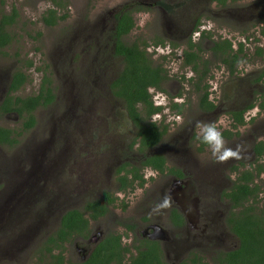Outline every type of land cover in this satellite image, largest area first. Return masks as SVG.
Listing matches in <instances>:
<instances>
[{
	"label": "rangeland",
	"instance_id": "1",
	"mask_svg": "<svg viewBox=\"0 0 264 264\" xmlns=\"http://www.w3.org/2000/svg\"><path fill=\"white\" fill-rule=\"evenodd\" d=\"M3 1V10L9 12L15 7L18 17L11 27L14 40L0 54V101L6 94L10 76L17 70L28 80L13 95L35 94L42 77L47 76L55 99L50 105L34 110L36 124L17 136L19 142L12 147L0 145V264H38L36 248L52 231L54 216L64 203L61 199L71 197L76 186L89 181V176L82 175L81 170H86L88 158L101 155L97 146L105 144L106 135L127 127L122 100L113 98L106 85L124 66L121 57L113 56L108 36L114 13L129 3L143 8L132 12L135 25L123 37L124 42L140 44L145 48L149 65L164 69L157 91L167 101L175 95L186 99L181 106V117L175 123L176 117L172 115L163 121L162 116L155 117L160 129L168 123L157 148L167 145L174 152L169 165L177 162L187 171L186 181L191 191L179 196V206L194 224L195 211L200 213L204 197L200 182L206 177L207 181H215L214 187L208 186L212 198L228 204L223 192L227 193L236 178L249 170L253 173L250 186L256 193L243 209L251 207L253 213L264 218V171H255L258 165L264 167V157L256 159L252 152L255 142H264V105L259 107L253 120L236 127L230 126L228 113L232 105L239 108L246 102H264V81L258 80L264 67V0H225L224 4L218 0H67L64 11L68 17L53 26L41 21V16L52 7L50 0ZM197 19V25L210 29L194 40V29L191 31V40L200 49L197 51L199 75L202 64L207 62V76L202 83L207 80V90L215 87L212 96L217 109L208 113L207 119L197 106L201 91L193 87L196 78L193 82L179 78L184 69L187 76L193 77L189 67L183 64L186 39H180ZM224 38L231 39L235 45L237 40L244 44L242 58L233 74H228L227 67L219 60V51L213 49L214 43ZM28 61L32 62L31 66L27 65ZM237 90H246V93L240 96ZM105 112L111 117L105 118ZM21 124L22 119L16 113L0 114V126L17 130ZM210 128L221 134L223 146L214 151L207 144V148L198 150L200 142L195 138L204 137ZM224 131L237 133L225 135ZM226 149H231L233 155L222 159ZM101 151L108 153L110 159L108 163L99 161V184L109 177L106 170L111 171L126 155L121 146ZM128 157L139 156L128 153ZM90 169H94L92 165ZM146 174L153 173L148 169ZM146 181L149 185L152 180ZM138 188L129 193L125 191L128 203L139 199ZM51 195L53 202L49 210L46 200ZM123 202L125 208L117 200L114 210L122 219L132 218L135 210L130 206L132 211L127 212L128 203ZM116 229L123 231L121 226ZM232 242V246L237 245L236 236ZM212 245L207 244V251L196 252L207 264H214L216 252L222 250ZM64 248L63 257L74 262L87 244L72 239Z\"/></svg>",
	"mask_w": 264,
	"mask_h": 264
},
{
	"label": "flooded vegetation",
	"instance_id": "2",
	"mask_svg": "<svg viewBox=\"0 0 264 264\" xmlns=\"http://www.w3.org/2000/svg\"><path fill=\"white\" fill-rule=\"evenodd\" d=\"M230 1L234 2L233 0ZM50 8H53V6ZM131 8H135V7L131 4V6H129L127 9H131ZM133 11L134 10L131 11V15ZM117 12H115L114 15ZM114 15H113L114 23L112 25V31L109 33L108 36L109 40L112 41L111 45H112L113 53L115 51L114 50L115 38L113 35L114 34L113 31L115 27ZM193 23L194 25L191 28V30L184 36L183 39H180L182 41L186 39L185 49L182 50L183 64L186 65V67H189L190 69L189 71H191L193 77L191 75L187 76V72H185L184 69L181 71V76H179V78L181 79L185 78L187 82H193V79L196 78V82L193 83V87L195 90L201 91L197 106L198 109L201 110V113L203 114L202 115L203 118L207 119V114L211 112H215L217 109L214 98L212 96L213 94H215L214 91L215 87L207 90L208 88L207 80L206 83L205 82L202 83L204 77L207 76V62H204L202 64V72L199 75L198 73V67L200 64L199 56L198 59L196 60L197 63V67H195L196 69L194 68L195 65L194 58L190 59L191 62H186V61L187 58H190L189 53L193 52L198 55L197 51L200 50L196 46V42L195 41L192 42L191 40L192 29H194V31L192 32L193 40L195 37H197V39L203 37L207 33L206 31L210 29H206L205 27H203V25L202 27L197 25L198 19L196 21L194 20ZM125 35L126 34L121 36V40L123 42H124L123 37ZM222 40H227L230 43L231 53L229 54V56L223 55V57L227 58V61L225 62L221 61V57L219 60L222 64H224L227 67L228 74H233L235 73L238 64L240 62V59L242 58V51L244 44L240 42V40L239 41L237 40L238 44L236 45L233 42L231 43L230 41L231 39L228 40L224 38ZM189 41H191V43L194 44L193 48L188 47ZM125 44L131 45L133 43L130 44L125 43ZM154 49L158 50L157 47H155ZM240 49L241 52H238ZM234 53H238L239 58L235 61L233 65H231L232 62L230 58ZM113 56L121 57L123 59V57L119 55L113 54ZM18 71L20 70H17L15 72ZM193 72H195L196 74H193ZM12 75L10 76L7 84L6 94L9 92V84L11 82ZM44 77H42L41 79L37 92L30 96H35L39 94ZM116 78H117V74L106 85L107 90L110 89L109 93L111 96L113 95L111 84L112 81H114ZM262 78L264 81V73L260 79L258 76V80H262ZM162 79L158 81L157 87L152 85L147 88V92L149 94V100L152 102V105L154 107L158 108V110L150 114L148 118H145V114L142 112V115L140 117V123L142 125L148 126L150 123L155 124L156 116L157 117L162 116L161 118L162 121L165 120L166 118H169L171 115L172 117L175 116L176 118H173L174 123L178 121L181 117L180 116V113H182L181 106L184 105L186 99L184 100L185 97L182 95H175L171 98L170 101H167L166 97H164L161 94V92L157 91V89H160V83L162 82ZM27 80L28 78L26 76V80L19 87H17L16 90L11 91L9 94L13 95V93L17 91L23 84H25ZM49 83H50L49 86L51 88V91L54 94L53 92L54 90L51 85V82L49 81ZM44 86L46 87L47 84H45ZM263 91L264 88L262 89V92ZM205 93L206 95L208 93L207 100L212 103L211 108H207V103H205L204 105L201 103L202 96ZM244 93H246V90L245 91L237 90V95L242 96L244 95ZM6 94L0 101V104L4 101ZM13 97H18V96L13 95ZM112 97L120 99L114 95ZM54 99H55V95H54ZM53 101L51 103H53ZM51 103H48L47 105H39L36 106V108L41 106L46 107ZM122 103L126 113V117L128 118V120L126 121L127 127H125L123 130L118 129L114 131V133L112 134H107L106 139L104 141L105 144L97 146L100 148L98 152L101 155L98 157L96 155L95 159H90V158L87 159L86 170H81V173L82 175L86 173L89 176L88 177L89 181L87 180L86 182L82 183L80 187L76 186L74 190L71 191V197L68 196L66 198L61 199V201L62 202L64 201V203L62 208L61 206L60 208H58L57 216H54L56 222L53 226V229L48 235H46L39 241L38 243L39 245L37 246L36 249H39V247L42 246L43 242L57 230V228L60 225L62 216L68 211H73V210H76L77 212L81 213L83 218H86L88 220V223L86 224L85 228H82L80 230V232H73L70 236H68V238L63 242V246L65 247L72 239H76L79 240L80 242L86 243L87 248L82 250V253L79 255V257L76 260H74V262H70L64 257L63 259L64 264H87V262L91 258H94V255L95 256L98 255V258L96 259H99L103 253L112 250L111 249L112 247L114 248V250H116V246L113 243V241L115 240L114 237L119 238L118 243L120 246H118V249H120L121 252L123 251L124 248L127 249V251L123 256V261L121 264H131L132 258L137 257L140 252L148 253L150 247H154L157 249L158 256L156 257V259L159 260V262H157L155 260L154 254L151 253V255L148 257L150 258L149 260L152 262V264H179L183 260H190L194 256V254H196V252L204 249L207 251L208 243L213 244L212 246L214 248H222V250H218L216 254L220 251L226 252L235 249L239 244V239L231 229L232 227L231 219L235 218L237 214L239 212H242V210L244 209H243V205L235 206L234 200H232L226 194L229 193L232 189H234L235 184L239 182L238 177L236 178V180L234 181L233 185L228 190V192L227 193L223 192L224 196H226V199L229 202L228 204L222 203L218 198L216 199L212 198L213 193L212 191L209 190L208 186L210 187L211 185H213L214 187L215 181H213L212 179H209V181H207V177H206V179L203 182L199 183V187L201 188V192H200L201 196L204 197L203 200L201 201L200 213L197 214V212L195 211V219H194L195 223L193 224L190 218L186 215V212L183 211L182 208L179 206V196L182 193H189L191 191L186 181V179L188 178L186 176L187 173L186 168L184 165L182 166L180 165V163L177 162L174 163L173 166L169 165L168 161L170 162L171 156L174 152L171 149L167 148V145H165V147L163 148L160 147L157 148V146L160 144L161 139L163 138V135L167 131L168 123L163 122L164 125L161 126V129L159 128L158 125L155 124L158 127V130H162L163 127L165 126L166 127L165 132L161 135L160 139L156 144L151 146H142L141 144L142 138L141 136L138 135L139 127L137 126V124L133 122V119L131 118L130 113L128 112V109L123 101ZM263 105L264 102H261L260 104L246 102L245 104H242V106L239 108H237V106L232 105L230 109L228 108L229 109L228 113L231 117L230 126L236 127L239 125H244V122L253 120L255 114L259 110V107H262ZM178 106L181 107L180 111L177 110ZM138 107L140 111L143 108L141 107V104H139ZM34 110L32 112L33 116H34ZM8 113H15V112H8ZM2 114H7V113H2ZM104 114H105V118L108 116L111 117V114L108 113L106 114V112ZM26 116H27L26 113H23L22 116H19L22 119V122L24 121V118ZM35 124H36V119L34 124L27 130L32 129L35 126ZM20 128L17 130H20ZM236 133H237L236 131L235 133H232L230 131L223 132V134L225 135H235ZM195 139L199 141L201 144V145L200 144L197 145L198 150H201L202 148L204 150V148H207L208 143L204 141L203 136L201 138L197 137ZM181 141L182 139L180 140V142ZM180 142H178V144ZM261 143H263L264 145V142L262 140H259L255 142V144L252 146V152L253 154H255L256 159L258 157L259 159L264 157V153L260 156L259 155L257 156L254 150L255 146L256 145L259 146ZM118 146L124 148V150L126 151V155L124 156L122 161H119L118 164L114 168H112L111 171L106 170V172L110 173L109 177L107 178V180L102 181L99 184V176H100L99 161L103 162L105 160V162L108 163L110 159L107 157L108 153L106 152L103 153L101 149L104 148L107 150L113 147L114 149H117ZM128 153H133V155H138L139 157L129 158ZM154 155H161L162 157H164L163 170H159L155 168L151 163L146 162L147 158L152 157ZM90 165H92L94 169H90ZM148 169L151 171V173H153L152 175L146 174V171ZM134 171L138 172L141 175V180H143V182L140 183L141 180L137 179L134 181V183L131 186H125V187L122 186L119 178L123 177L127 173V177L128 179H130L131 173ZM190 174H194L193 171L190 170ZM110 176L114 178L113 182L111 181ZM146 180H152V181H150L148 185ZM137 187H139L138 194H141L139 196V199L135 202L129 201L128 203V201L126 200L125 191L128 190L129 193V191L134 190ZM73 191L75 193H73ZM134 195L137 196V193H135ZM207 196H209V198H207ZM52 198L53 196L51 195L46 200L49 210L51 209V205H52L51 203L53 202V200H51ZM117 200L121 203L122 208H125V204L123 202V200H125L126 201L125 203H128V209L131 206L130 208L135 210L134 212L131 213V215L133 216L132 218L129 217L128 219H122L119 213L114 210V205L117 204L116 203ZM234 209H237L238 211L234 213L233 212ZM131 211L132 210L129 209L127 212H131ZM234 214L235 216H233ZM94 215L95 217H93ZM165 219L167 221V225L165 223ZM116 226H121L123 228V231H117ZM227 227L230 232L227 231ZM158 229L161 230L162 233H160V235L157 237H153L152 235L156 234L157 232L156 230ZM234 236H236L237 238L236 246H232L233 245L232 241ZM101 246L102 247L106 246L107 249L100 250L98 252ZM64 249L62 250V255H64ZM76 250L79 253L78 247H76ZM58 251L59 250H56L55 254H57ZM98 253H101V255ZM45 255L46 256H43L44 259L49 257L48 253H45ZM50 260L51 259L45 261H50ZM165 260L167 261V263ZM202 261L205 262L204 260ZM50 264H53V262H51ZM108 264H117V262L110 260Z\"/></svg>",
	"mask_w": 264,
	"mask_h": 264
},
{
	"label": "trees",
	"instance_id": "3",
	"mask_svg": "<svg viewBox=\"0 0 264 264\" xmlns=\"http://www.w3.org/2000/svg\"><path fill=\"white\" fill-rule=\"evenodd\" d=\"M219 1L222 4L225 3V0ZM50 2L53 8H48L41 16V21L47 26H53L68 17V13L64 11V8L67 7V0H50ZM3 6L4 1L0 0V54L4 53L3 49L9 46L14 40L11 27L15 24L18 17V12L15 7H11L9 12H5ZM129 6H131V3L124 4L114 15V54L123 57L124 66L111 86L113 95L124 102L133 122L139 127L138 135L142 138V146H151L158 142L161 135L165 132L166 127L164 126L162 130H158V127L154 123H150L148 126L142 125L140 123V117L142 112L145 114V118H148L150 114L158 110L149 100L147 88L152 85L158 86V81L164 77V74H162L164 69L160 66L151 67L146 57L145 50L141 48L140 45L137 43L126 45L121 40V36L127 34L134 26L131 11L135 9L140 10L142 8L140 4L133 5L135 8L127 9ZM59 10L63 11L60 13ZM193 46L194 44L189 41L188 47L193 48ZM213 49L219 51L221 61H227V58L223 57V55L229 56L231 53L230 43L227 40L215 43ZM238 52H241V49ZM189 55L190 58H187L186 62H191L190 59L194 58V68L197 67L196 60L198 59V55L193 52L189 53ZM238 58V53H234L230 58L232 62L231 65H233ZM31 64L32 62L28 61L27 65L30 66ZM263 73L264 68L259 75V79L262 77ZM11 78L9 92L6 94L4 101L0 104V114L15 112L19 116H22L23 113H26L27 116L24 118L20 130L0 126V145H5L7 147L14 146L18 142L17 136L34 124L35 119L32 112L36 106L47 105L54 100V94L49 86L50 83L47 76L43 78L39 94L27 96L25 98L13 97V95L9 93L16 90V88L26 80V76L23 72L18 71L13 73ZM45 84H47L46 87L44 86ZM207 97L208 93L207 95L206 93L203 94L201 103L203 105L207 103V108H211L212 103L207 100ZM139 104L143 107L141 111L138 107ZM180 109L181 107L178 106L177 110L180 111ZM254 150L257 156L262 155L264 153L263 143L259 146L256 145ZM257 159H259V157ZM146 162L151 163L159 170H163L164 157L161 155L149 157ZM255 171L256 173H260L264 171V167L258 165ZM137 179L141 180V175L136 171L131 173L130 179H128L127 173L119 178L124 187L131 186ZM252 179V171L244 170L241 175H239V182L235 184L234 189L226 194L234 200L235 206H244L250 197L255 196V188L250 186ZM142 182L143 180L140 181V183ZM252 211L253 209L251 207H246L242 212H239L235 218L231 219V229L237 235L239 244L233 250L218 252L214 258V264H264V218ZM233 216H235V214ZM93 217H95V215ZM87 223L88 220L83 218L82 214L76 210L65 213L61 218L57 230L43 242L39 249H37L36 252H39V256L37 257L38 264H50L51 262H53V264H64V257L62 255V250L64 249L63 242L73 232H80L82 228L86 227ZM114 239L115 240L112 241L116 246V250L112 247V250L109 252H105L102 255L98 253L101 257L96 259L98 255H94V258H91L87 264H108L110 260L116 261L117 264H121L127 249L124 248L121 252V250L118 249V246H120L118 243L119 238L114 237ZM106 246H101L98 252L107 249ZM56 250H59L57 254H55ZM45 253L49 254V257L46 259L43 257ZM151 253L154 254L155 260L159 262V260L156 259L158 256L157 249L150 247L148 253L140 252L137 257L132 258L131 264H152L148 257ZM49 259L51 260L45 261ZM202 260L200 256L194 254L190 260H183L179 264H207Z\"/></svg>",
	"mask_w": 264,
	"mask_h": 264
},
{
	"label": "clouds",
	"instance_id": "4",
	"mask_svg": "<svg viewBox=\"0 0 264 264\" xmlns=\"http://www.w3.org/2000/svg\"><path fill=\"white\" fill-rule=\"evenodd\" d=\"M204 141L208 143L210 146H212L214 151H219L220 148L223 146L221 140V134L211 128L208 129V131L204 135ZM230 155H233L231 149H226L225 156L222 157V159Z\"/></svg>",
	"mask_w": 264,
	"mask_h": 264
},
{
	"label": "water",
	"instance_id": "5",
	"mask_svg": "<svg viewBox=\"0 0 264 264\" xmlns=\"http://www.w3.org/2000/svg\"><path fill=\"white\" fill-rule=\"evenodd\" d=\"M157 232H156V234H154V235H152L153 237H157V236H159L160 235V233H162V231L161 230H156Z\"/></svg>",
	"mask_w": 264,
	"mask_h": 264
}]
</instances>
